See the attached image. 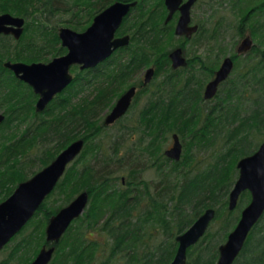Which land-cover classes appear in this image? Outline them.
<instances>
[{
  "label": "trees",
  "instance_id": "obj_1",
  "mask_svg": "<svg viewBox=\"0 0 264 264\" xmlns=\"http://www.w3.org/2000/svg\"><path fill=\"white\" fill-rule=\"evenodd\" d=\"M241 1L245 3L241 9L243 16L248 11L254 12L256 6L264 5V2L257 4L260 0H232V8ZM106 2V0H0V13L10 12L26 18L25 32L15 47L19 48L23 58L37 60L43 57L44 52L53 54L62 52L63 49L58 44L59 23L76 30H84ZM135 10L137 15L131 23L135 44L118 51L116 61L85 71L83 81L81 78L74 81L76 88L72 91L73 95L80 94L85 86L90 87L97 79L100 81L98 92L91 87L86 89L87 96L76 106L70 95L64 100L70 102L69 109L63 101L54 103L47 111V117L37 112L36 120L17 140L7 142L11 139L8 132L0 131V202L15 190L20 181L29 178L18 167V163H21V157L30 148L37 146L38 143L46 145L50 143V139L58 140L39 156L42 165H47L75 139L86 140L84 150L67 168L63 180L58 182L53 191L58 190L60 193L67 191L66 198L70 199L76 192L87 190L94 210L89 215L91 218L84 216L74 220L57 244L49 264H116L122 260L123 264H169L178 248L177 236L206 208L219 203L213 221H222L225 217L222 238L228 235L237 219V217L233 219L234 211L227 206L228 198L226 200L225 198L236 181L234 170L238 159L254 151L250 138L253 129L264 127V97L254 98L249 104L245 102L247 106L236 108L233 99L238 91L233 85L227 91L225 99L217 101L209 110H204L202 102H199L200 97L202 98V81L199 79L194 81L192 75L182 79L181 70L168 69L167 59L162 64L159 63L161 58L158 55L157 23L162 13L158 2L140 0ZM66 14L70 16L62 18ZM244 20L248 19L245 17ZM258 23L259 20L254 18L250 24L254 33L258 31ZM38 35V43H42L43 46L35 41ZM262 39L264 46V37ZM11 51L9 47L5 50L7 54ZM7 54H3L4 57ZM261 59L264 60V56ZM249 60L255 58L246 57L245 65ZM155 62L158 63L157 74L167 71L161 81V94L158 88L146 97L148 99L139 120L140 130L150 137L143 150L157 156L153 164H157V174L161 176V186L157 185L158 190L153 194L149 181L139 179L134 187L137 177L133 172L134 180L130 178L127 180L125 176L120 179L114 171L113 167H117L125 158V156L119 158L122 147L120 140H116L112 150L107 152L106 145L103 142L94 143V139L104 127L101 116L104 110L111 108L114 98L144 66ZM250 71L257 80L256 72L263 73L264 64L260 67L254 65ZM5 78L8 80V76ZM261 81H264V77ZM6 83L8 84V81ZM14 88L17 87L14 86L12 92L6 90V95L2 92L0 100L15 103ZM168 89L171 93L164 95L163 92ZM221 89L218 93L223 92ZM241 97L243 98V95ZM35 100V95L30 97L26 92L22 93V99L14 104L6 121L0 126L6 124L9 129L14 120L25 118L30 111L35 112ZM78 105L80 107H77ZM8 118H11L10 121ZM136 128L138 127L135 124L132 130L135 131ZM29 130L33 131L31 136H27ZM172 131L184 139L185 147V139L189 140V147L186 148L188 152L183 154L180 161L171 160L163 151L161 140L167 138ZM221 137L224 141L218 146ZM90 142L94 144H89ZM210 145L215 149L214 159L205 165L192 153L191 146L201 149ZM97 166L99 168H96ZM242 195L251 198L249 191L243 192ZM245 202L246 199L241 204ZM144 203L145 207L142 205ZM45 207L47 205L43 202L23 230L12 238L13 246L9 254L0 260V264H12L14 261L17 264H29L39 249L47 244L45 225L58 210L47 208L44 214L46 219L39 218V211ZM100 223H102L100 229L107 234L106 242L92 240L86 235L89 227ZM158 225L161 226L166 238L151 246L149 242L154 238L152 230H158ZM18 235H21L19 239ZM210 236V232L207 231L198 243L188 249L187 264H215L222 239L218 238L212 242L209 240ZM208 240L210 242H207ZM105 250L108 251L107 255H104ZM234 264H264V223L258 222L254 226Z\"/></svg>",
  "mask_w": 264,
  "mask_h": 264
},
{
  "label": "water",
  "instance_id": "obj_2",
  "mask_svg": "<svg viewBox=\"0 0 264 264\" xmlns=\"http://www.w3.org/2000/svg\"><path fill=\"white\" fill-rule=\"evenodd\" d=\"M165 0L170 14L180 9L182 15L176 28L177 34H192L197 26H190V8L196 0ZM135 1H115L100 13L84 31H77L69 26H61L58 30L62 44L68 52L54 58L49 63L7 62L6 66L14 70L15 74L33 86L39 94L36 110L46 108L53 97L61 92L73 80L70 68L73 64L82 67H93L110 56L113 51L129 42V35L115 37V33ZM25 18L10 12L0 14V33H12L19 38L23 32ZM252 39L247 36L238 47V52L251 48ZM182 49L174 50L170 56L174 68L186 65L187 60L182 55ZM233 68V59H224L216 77L210 81L204 91V97L210 99L215 96L221 81L226 79ZM155 69L150 67L144 82L148 83L154 76ZM136 87L128 89L108 112L105 124L114 123L128 110ZM5 118L0 113V122ZM85 146V139L78 138L67 145L59 154L41 170L31 177L19 182L15 190L0 202V249L5 247L12 238L34 217L35 213L47 196L55 189L65 174L68 166L76 160ZM183 145L178 133L173 134V145L165 153L172 160H179L182 156ZM239 175L229 193V208L237 207L239 198L244 191H249L251 199L243 208L235 227L229 232L227 240L219 246V256L215 264H234L242 252L248 236L254 226L264 214V140L251 154L238 160ZM90 199L87 190L81 191L68 204L53 214L46 226V241L29 264H49L56 251V245L66 233L70 225L86 209ZM216 209L208 207L182 233L177 236L178 248L169 264H187L188 249L195 245L207 232L210 223L216 216Z\"/></svg>",
  "mask_w": 264,
  "mask_h": 264
},
{
  "label": "rangeland",
  "instance_id": "obj_3",
  "mask_svg": "<svg viewBox=\"0 0 264 264\" xmlns=\"http://www.w3.org/2000/svg\"><path fill=\"white\" fill-rule=\"evenodd\" d=\"M235 1H237V0H235ZM243 1H246V0H243ZM244 5H245V3L243 4V2L241 1L240 3H237V6L235 8H232V0H200V3H198L197 6H195L194 10H196L198 15L202 14V13H205L207 15L208 8L210 9V12H212V17L210 19H208L210 21V22H208V26H212V30L215 33V38L213 39L212 42H210L206 47H204L201 50V52L204 55L208 54V58H206V60L210 64L213 62L215 63L217 60V57H220V55H221V59H223L225 56L231 55L234 52H236V48H237L238 44L240 43L241 39L243 38L242 36L245 33L249 32V31H247L243 35H241V33H240V30H241L240 21H241V17H242L241 9L243 8ZM69 16H70L69 14H66L63 17L61 15L62 18H67ZM204 20H205V18H204ZM62 25H65V24L59 23V26H62ZM35 33H37V32H35ZM37 38H39V35L37 36ZM171 41L172 40H170L169 42H171ZM17 43H18V40H15L14 38L13 39L12 38L11 39L10 38L9 39H5V38L1 39L0 38V57H3L4 56L3 54H7V52H5L6 49H4V48L9 47L11 50H13V46L18 45ZM171 43L173 45L168 44L170 46H168L167 50L172 49V47L176 44L178 45L180 43V40H178V38L175 36V38L173 39V42H171ZM194 52H195L194 42L187 43V54L193 55ZM245 64H246L245 58H241L239 60V62L237 63L238 66L236 65V67L234 68V70L232 72V76L230 77V79L224 85H222L223 92L216 93L215 96L212 98V100L203 99V92H204L205 84L203 85V88L201 91L202 98L200 97L199 102H202L201 104L203 105L204 110H206V111L209 110L210 107H212L217 101L225 99L227 91H229L233 85H234V87L235 86L237 87L236 90L238 91V93L236 95H234L235 98L233 99L234 103L236 104L235 105L236 108L238 106L241 107L242 105L247 106L245 104V102H247L249 104V103H251V100H253L254 98H259L262 96L264 97V81H261V78L264 77V72L263 73L256 72V77L258 78L256 80L255 76L253 75V72L250 71L251 67H253L254 65H257L258 67L262 66L264 64V60H262L261 58H255V60L247 61V65H245ZM168 69H170V68L168 67ZM166 72L167 71L164 70L161 72V74H156V76L153 78V80L150 81L151 84L149 85V88L146 91L145 90L140 91L142 93H139V95H137V99L135 100L134 104L132 105L130 111L123 118H121L119 121L115 122L114 124L104 125V127L102 128L100 133L94 139V143L103 142L104 145H106L107 152H110L112 150V145L114 144V142H117L116 140H120L122 147H121V151L119 153V158L122 156H125V158L122 161V163L117 164V167L116 166L113 167L114 171L117 172L116 174L118 176H120V179L122 178V176H125L127 178V180H129V178L134 180L133 178L135 176V177H137V179H135V182L136 181L139 182L138 181L139 179L149 181L150 185H152L151 191L153 192V194H156L155 190H158V187L161 186V176H159L157 174L158 173L157 172L158 171L157 164H155V165L153 164L155 159H157V156L150 155L147 151L143 150L144 147L146 146V144L149 142L150 137L146 133H144V131L140 130L139 120H140V116H141L140 115L141 111H142V109H143V107H144V105L148 99L146 97L150 96V94L154 93L158 88L160 90L159 94H161V81L165 77ZM180 74H182L181 75L182 79L192 75L194 78V81H196L198 79H199V81H204V80L208 81V78H207L208 76L206 75V73H204V71L197 66H196V68L181 70ZM143 75H144V70H142L139 74L134 76L132 81L140 82L141 80H143ZM86 76H89V75H86ZM95 83H97V82H95ZM86 87L87 86H85L83 89H89L90 88V87H88V88H86ZM75 88L76 87H73L71 89V91H68V94H70ZM169 89L163 92L164 95L171 93ZM67 90H69V89H67ZM24 92H26L28 94V89L24 85H22L18 89V95L16 97L14 95L13 97L16 99H22V93H24ZM87 93L88 92L85 91V92H82L80 95H81V97H84ZM242 95H243V98L241 97ZM14 98H13V100H14ZM2 107H5V106H2ZM109 110H110V108L107 110H104V111L106 112ZM2 111H3V108L0 109V112H2ZM105 112L103 114H101L102 117L105 115ZM44 117H47V115ZM10 119L11 118H8L9 121H10ZM102 119H104V118H102ZM33 121H34L33 118H29L28 120H23V121L14 120L12 122L14 124H12L9 129L7 128L6 124L1 125L0 131L6 130V132H8V136L11 137V139L8 140L7 142L17 140L22 136L23 131L28 129V127L33 123ZM135 124H136V127H138V128H136V130L134 131V130H132V127ZM16 125H18L17 128H16ZM262 127L253 129L254 132L251 134V137H250L252 140L251 146H253L254 151L260 146V144L264 140V127L263 128ZM173 132L174 131L170 132V134L167 135V138H164L161 140V143H163V151H165V149L169 148L172 145V143H173L172 135L174 133H177V132H174V133ZM32 133H33V131L29 130L27 136H31ZM141 137H144V138H141ZM57 141L58 140H56V139L55 140L50 139V143H48L46 145L43 143H38L37 146L36 145L33 146L32 148H30L28 150V152H26L23 155V157H21V160H20L21 163H18V167L24 171V173L27 175V177H31L32 175H34L36 172H38L44 166H46V165H42L41 158H39V156H42L44 150L46 148H50L53 145H55ZM181 141L184 144V139L182 140V137H181ZM185 141H186V147L184 145L183 154H187L188 151L186 150V148L189 147V140L185 139ZM223 141H224V139H223V137H221V139H219V143H218L219 145L218 144L217 145L220 146V144H222ZM94 143L90 142L89 144H94ZM191 150H192V153L194 155H197V158H199L200 161H203L205 165L209 164V162H211L214 159L213 153H214L215 149L211 145L209 147H203L201 149H199L198 147H195V146H191ZM243 156H245V155H242L241 157H243ZM182 157L179 159V161L182 159ZM99 159H101V158H99ZM98 160H96V161H98ZM174 161H176V160H174ZM74 162H75V160L69 166H71ZM237 164H238V162H237ZM95 165H97V164H95ZM96 168H99V166H97ZM235 169L236 170H234V172L236 174L235 175V180H236L238 175H239L238 165L235 166ZM132 172H133L134 176L132 175ZM137 182H136V184L135 183L133 184L134 187H136ZM157 185H159V186H157ZM232 186H234V185H232ZM83 190L76 192L74 194V196H72L70 199L66 198V197H68L67 191H65L64 193H60L58 190L53 191V193L49 194V196H47V198L45 199L44 202L47 205V207H45L44 210L42 209L41 211H39L38 217L46 219V217H44V214L46 213L47 208L49 210H51V209L52 210H59L63 206L68 204L76 195H78ZM227 198H229V193L227 194L225 200ZM244 199H246V202L244 204H241V202ZM249 201H250L249 196L246 197V196L241 194V196L239 198V202H238V205L239 204L240 205L232 210V211H234L233 219H235V217H237V219L234 222V225L232 226L230 231L237 224V222L240 218L242 209L244 208V206ZM142 205H143V207H145V203ZM218 205H219V203H216L214 206H212V208L217 209ZM227 206L229 207V204H227ZM93 210L94 209H93L92 201L89 199V202H88V205H87L85 211L78 218L84 217V216H85V218H91L89 215L92 214ZM203 212H204V210H203ZM85 220H86V222H89L88 219H85ZM47 223L48 222H46L45 229H46ZM223 223H226L225 217L223 218L222 221H219V220L213 221V223L211 225H209L210 227L207 230L211 234L209 240H212V242L217 240L218 238L222 239L220 245L227 240V236H228L227 235L224 238H222L223 229L225 227V225ZM259 223L260 224L264 223V214H263L261 220L259 221ZM101 227H102V223L95 224L93 227H89L86 231V235L92 240H97L99 242H102V241L106 242L107 241V234L103 230L100 229ZM23 228H22V230H23ZM28 230H29V228H28ZM152 232H153L154 238L149 242L151 244V246L158 244V242L160 240H163L166 238L160 225H158V230H152ZM20 237H21V235H18L17 238L19 239ZM209 240L207 242H210ZM45 241H46V231H45ZM205 243L206 242H204V244ZM47 244H45V245H47ZM12 246H13V241H10L5 247L0 249V260L4 259L9 254ZM219 246H218V256H219ZM56 248H57V245H56ZM105 251L106 252L104 255H107L108 251L107 250H105ZM218 256L216 258V261L218 259ZM123 263H124V260L117 262L116 264H123ZM12 264H17V263H16V261H14V262H12Z\"/></svg>",
  "mask_w": 264,
  "mask_h": 264
},
{
  "label": "flooded vegetation",
  "instance_id": "obj_4",
  "mask_svg": "<svg viewBox=\"0 0 264 264\" xmlns=\"http://www.w3.org/2000/svg\"><path fill=\"white\" fill-rule=\"evenodd\" d=\"M106 1H107L106 4L101 7V9L93 16V18L98 13H100L102 10H104L106 7H108L109 5H111L112 3H114L115 1H118V0H106ZM119 1L129 2V1H135V0H119ZM155 1L158 2L160 12L162 13V17H161V14H160V18H159L158 23H157V26H158L157 32H158V41H159L158 42V55L161 58L159 63L162 64V62L165 59H167V61L169 63V68L173 69V70H182V69L183 70H187V69H191V68H196V66L201 68L204 71V73H206V75L208 76L207 77L208 81L207 80L202 81V84L203 85L205 84L204 91H205V88H206L207 84L216 77V73L219 70V68L221 67V65H222V63H223L225 58L231 57L233 59V68H232L231 72L229 73L228 77L220 82V84L218 86L217 93L222 88V85H224L230 79V77L232 76V72H233L234 68L236 67L237 63L239 62V60L241 58H246L248 56H250L252 58H262V56H264V46L262 44V42H263L262 38L264 37V14H263L264 5L263 6H256L255 7L256 10L254 12L248 11L247 13H245L244 16L242 15V17H241L242 26L240 27L241 28L240 33H241V35H243L245 32H247V31H249V32L245 33L242 36L243 38L241 39L240 43L238 44V46L236 48V52H234L231 55L225 56L223 59H221V55H220V57H217V60H216L215 63L213 62V63L210 64L206 60V58H208V54L204 55L201 52V50L204 47H206L210 42H212L213 39L215 38V33L212 30V26H208V22H210L208 19H210L212 17V12H210V9L208 8L207 15L205 13H202V14L198 15L196 10H194V8H195V6L198 5V3H200V0H196L194 2V4L192 5V7L190 8L189 25L190 26H197V29L194 32H192V34H190V35H187L186 33L177 34L176 33V28H177V25H178V21H179L181 15H182L181 10L177 9L173 13L172 17L170 19H167L169 14H170V9L167 7L165 0H155ZM186 1L187 0H183L181 4L185 3ZM139 2H140V0H137L136 5L133 6L130 9V11L125 16L123 22L121 23V25L119 26V28L117 29V31L115 33V37H121V36L129 35V42L127 44L123 45V46H120V47L116 48L110 56H108L106 59L100 61L98 64H96L93 67H82L81 64H79V63L73 64L71 66V68H70V72L73 75L72 82L70 84H68L61 92H58L53 97V99L49 102V104L46 106V108L44 110H42V111H37L36 110V104H37V101L39 99V94H37L35 92L33 86H31L29 83H27L26 81H24L23 79L18 77L15 74L14 70H12L11 68L7 67L6 63L7 62H11V63H16V62H24V63L43 62V63H49L54 58L62 56V55L66 54L68 52V48L62 44L61 38L59 37L60 42L58 44H59V47H61L63 50H62V52H59L57 54H53L52 52H44L43 57H41L40 59H37V60H32L33 58L27 59V58H23L22 57V54L19 52V48L16 49V47H15L16 45H15V46H13V50L11 52H9L6 57L3 56L4 57L3 59H1L2 57H0V94L3 92V94L6 95V90L9 91V92H12V89L15 86L17 88H14L13 96L15 95V97H16L18 95V89L22 85H24L28 89V94L30 95V97L35 95V98H36V100L34 102L35 112L34 111H30L29 114L25 116V118L21 119V121L28 120L29 118H33L34 121H35L37 116H38L37 112L41 113V115H43V116L48 115L47 111H49L51 105L54 104V103H60L61 101H63L65 103L64 105L67 104V107H68L70 102L68 103V101L65 102L64 100H65V98H68L70 95H71V98H72L71 101L73 102V104H75L74 106L79 104L80 101L83 100L85 96H87V94L84 97H81V95H80L82 92L87 91L86 89H82L81 93L80 94H76V95H73L72 92L70 94H68V91H71V89L75 86V83H74L75 80H78L79 78H81V80L83 81V78H84V75H85V73H84L85 71L92 70V69H95V68L97 69L101 65H104V64H107L109 62H112L113 60L116 61L115 57H116V53L118 51L130 48L131 46H133L135 44V35H134V32H133V28H131V27H133L131 23H132V20L134 19V17L137 15V11L135 9L139 5ZM260 2H264V0H260L259 3H257V4L259 5ZM251 10H252V8H251ZM3 13H5V12H3ZM11 14H13V13H11ZM13 15H16V14H13ZM16 16H20V15H16ZM245 17L248 20H244ZM93 18H92V21H93ZM204 18H205V20H204ZM254 18H257L259 20L258 31L255 32L256 34L252 31V29L250 27V24H251V22H252V20ZM125 23H127V24H125ZM62 26H68V25H62ZM60 27L61 26L58 27V30H59ZM25 29H26V20H25V23L23 25V32H22V34H21V36L19 38L15 37V35L12 34V33L6 34L4 32L0 33V38L1 39L2 38H5V39H9V38L13 39L14 38L15 40H18V43H19L21 38H22V36H23V34H24V32H25ZM84 30H77V31H84ZM58 36H59V33H58ZM175 36L178 38V40H180V43L178 45L177 44L174 45L172 47V49L167 50L168 46L173 45L171 42H173V39L175 38ZM247 36L251 37V39H252L251 48L249 50H247V51H244V52H238L239 45L241 44L243 39L246 38ZM170 40H172V41L169 42ZM35 41H36L37 44H39L38 43V38ZM189 42H194V44H195V52H194L193 55H191V54L188 55L187 54V43H189ZM168 44H170V45H168ZM39 45L43 46L42 43L39 44ZM7 48H4V49H7ZM178 48L182 49V52H183L182 55L186 58L187 63H186V65L174 68L173 61H172V58H171L170 54L174 50H176ZM253 49H255V50H254L253 53H251ZM150 67H153L155 69L154 76H153V78H154L156 76L157 72H158L157 71L158 70V63H156V62L155 63H151V64H149L147 66H144L141 69V71L144 70L143 80H141L140 82H134V81H132L133 78H134L133 77L130 80L129 84L119 92L118 96H116L114 98L110 110L115 106V104L117 103L119 98L128 89H130L131 87H136V92H135V94H134V96H133V98L131 100V104H130L128 110L126 111V113L122 117L118 118L115 122L119 121L121 118H123L130 111L132 105L134 104L135 100L137 99V95H139V93H141L140 91H143V89L147 90L149 88V85L151 84V82L145 83L144 82V78H145L146 71ZM79 72H81L82 75H80ZM5 76H8V80H6ZM153 78L151 79V81L153 80ZM7 81H8V84L6 83ZM99 82L100 81H97V83L92 84L90 86L92 88V90H94V91L96 90V92L99 91V86H100V84H98ZM72 84H73V86H72ZM7 85H9V86L6 89ZM67 89H69V90H67ZM212 98L206 99L204 97V92H203V99L212 100ZM17 100L18 99L14 98L13 102L18 103L19 100H21V99H19L18 101ZM15 103L12 104V102L0 100V109L3 108V111L0 112V113H3L5 115L4 120L2 122H0V124L3 123L4 121H6L5 119H7L8 113L14 107ZM2 106H5V107H2ZM77 107H80V106L78 105ZM67 109H69V107ZM109 111H106L105 115L102 117V118H104L103 119V124L104 125H107V124H105V118H106V115L108 114ZM16 120H20V119H16ZM114 123H112V124H114ZM109 125H111V124H109ZM172 137H173V135H172ZM179 137H180V135H179ZM180 140H181V138H180ZM85 142H86V140H85ZM172 145H173V143H172ZM182 145H183V149H184L183 142H182ZM167 149H165V151ZM83 150H84V148H83ZM165 151H164V153H165ZM182 156H183V150H182ZM228 204H229V202H228Z\"/></svg>",
  "mask_w": 264,
  "mask_h": 264
}]
</instances>
